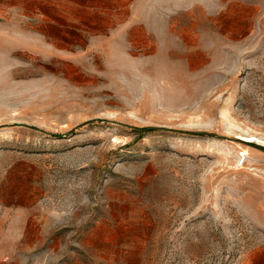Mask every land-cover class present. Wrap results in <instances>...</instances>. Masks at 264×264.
Here are the masks:
<instances>
[{"label":"rangeland","instance_id":"1","mask_svg":"<svg viewBox=\"0 0 264 264\" xmlns=\"http://www.w3.org/2000/svg\"><path fill=\"white\" fill-rule=\"evenodd\" d=\"M240 133L264 0L0 1V264H264Z\"/></svg>","mask_w":264,"mask_h":264},{"label":"bare ground","instance_id":"2","mask_svg":"<svg viewBox=\"0 0 264 264\" xmlns=\"http://www.w3.org/2000/svg\"><path fill=\"white\" fill-rule=\"evenodd\" d=\"M239 139L245 143H254V144H260L264 146V142L262 140H260L259 138L252 136V135H242L241 133L238 135Z\"/></svg>","mask_w":264,"mask_h":264},{"label":"water","instance_id":"3","mask_svg":"<svg viewBox=\"0 0 264 264\" xmlns=\"http://www.w3.org/2000/svg\"><path fill=\"white\" fill-rule=\"evenodd\" d=\"M248 145L264 153V146L263 145L254 144V143H250Z\"/></svg>","mask_w":264,"mask_h":264},{"label":"crops","instance_id":"4","mask_svg":"<svg viewBox=\"0 0 264 264\" xmlns=\"http://www.w3.org/2000/svg\"><path fill=\"white\" fill-rule=\"evenodd\" d=\"M0 1H7V2H8V1H22V0H0ZM37 1H39V0H37ZM44 3H45L46 5H48V2H47V1L44 2ZM40 15H42V14H40ZM42 16H44V19H45V20H48V17H47V16H45V15H42ZM42 16H39V15H38V20H41V19H42V18H41Z\"/></svg>","mask_w":264,"mask_h":264}]
</instances>
